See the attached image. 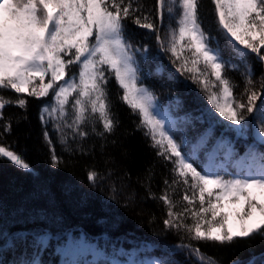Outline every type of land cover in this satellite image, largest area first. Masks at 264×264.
Returning <instances> with one entry per match:
<instances>
[{
  "label": "snow or ice",
  "instance_id": "1",
  "mask_svg": "<svg viewBox=\"0 0 264 264\" xmlns=\"http://www.w3.org/2000/svg\"><path fill=\"white\" fill-rule=\"evenodd\" d=\"M211 3L218 36L203 27L200 0H156L158 23L141 0H0V119L6 105L16 104L26 111L28 103L23 95H17L15 100L5 97V91L26 93L38 100L51 93L52 100L42 106L39 119L44 125L43 140L50 149L52 165L59 167L61 159L48 125L58 134L62 151L69 155L76 151L89 154L84 142L90 136L106 140L118 127L107 89L114 78L122 90L119 101L139 117L138 128L150 138L157 156L172 165V179L164 180L162 194L156 196L148 189V195L166 207L165 228L183 232L193 241L220 246L251 244L254 239H264V152L251 148L237 173L225 169L224 174L211 168L219 149L228 143L226 139L217 141L216 148L207 153V161L197 164V154L207 148L215 125L243 136L258 121V135L264 142V101L257 104L264 96V74L257 82L249 64L254 53L264 72V0ZM166 14L169 23L162 35ZM128 20L155 34L159 50L175 67V72H169L170 80H176L179 73L204 93L206 104L200 119H206L210 127L191 149L185 147L187 141L174 138L175 129L158 114L157 97L141 83L140 63L147 59L148 49L135 47L128 40ZM73 65L77 70L69 75ZM241 65L243 89L236 96L234 89L238 85L227 73L230 69L239 72ZM163 72V67L156 68L158 75ZM4 130L11 132V123L5 124ZM233 156L229 146L225 159ZM0 158L31 172L25 158L9 146L0 144ZM105 178L95 169H90L87 176L93 186ZM177 189L182 195L174 200ZM112 190L117 191L115 185ZM32 236L28 245L31 253L22 256L19 264H43L51 234ZM20 240L27 242L28 234ZM179 247L187 249L197 264H218L198 246L189 243Z\"/></svg>",
  "mask_w": 264,
  "mask_h": 264
},
{
  "label": "trees",
  "instance_id": "2",
  "mask_svg": "<svg viewBox=\"0 0 264 264\" xmlns=\"http://www.w3.org/2000/svg\"><path fill=\"white\" fill-rule=\"evenodd\" d=\"M141 2L146 11L151 10L154 22L158 23L156 0ZM199 15L203 27L218 36L211 0H200ZM125 23L128 40L135 47L148 49L147 59L140 63L141 83L157 97L158 114L168 127L175 129L174 138L178 142L181 139L187 141L185 147L191 149L210 127L206 119H200L206 104L204 93L179 73H176V80H170L169 72H175V67L168 55L159 50L155 34L139 28L131 20ZM168 23L166 14L162 35ZM172 23L174 25V21ZM251 57L249 64L259 82L264 72L254 53ZM137 59H141L139 54ZM158 66L164 69L162 75L156 73ZM76 70L75 65L71 66L69 75ZM243 70L241 65L239 72L230 69L227 73L238 85L234 89L236 96H240L243 89ZM36 85H39L38 80ZM107 89L118 127L115 134L106 140L90 136L84 142L90 149L89 154L76 151L69 155L62 151L58 134L52 131L51 124L48 125L56 154L61 159L59 167L52 165L50 149L43 140L44 125L39 119L42 106L52 100L51 93L39 100L26 93L15 94L12 90L3 93L12 100L23 95L28 101L26 111L16 104L6 105L2 110L0 144L21 154L30 164L31 172L20 170L0 158V264H19L22 256L31 253L28 245L33 241L32 234L46 232L51 234V239L43 253V264H93L94 261L96 264H111L112 261L154 264L155 260L162 264H197L187 249L179 247L189 243L198 246L202 253L213 257L218 264H233V261L264 264V239H254L251 244L240 242L220 246L189 240L185 233L165 228L166 207L162 201L152 199L148 189L150 187L156 196L161 195L165 188L164 180L172 179V165L157 156L150 138L138 128L139 117L119 101L122 90L114 78L109 80ZM261 101H264V96L257 104ZM251 119L249 116L248 120ZM7 123H11V132L4 130ZM97 129L100 130L101 126L97 125ZM222 137L228 143L219 149L211 168L220 174H224L225 169L237 173L247 159L240 165L236 161L248 157L251 148L264 152V144L258 143L252 134L243 139L234 132H226L223 126L215 125L207 148L197 154V164L207 161V153L216 148ZM229 146L233 150V159H225ZM90 169L106 178L93 186L87 179ZM113 185L116 192L112 190ZM181 195V190L177 189L173 199L179 200ZM130 196L133 198L129 199ZM24 234H28L27 242L20 240Z\"/></svg>",
  "mask_w": 264,
  "mask_h": 264
},
{
  "label": "rangeland",
  "instance_id": "3",
  "mask_svg": "<svg viewBox=\"0 0 264 264\" xmlns=\"http://www.w3.org/2000/svg\"><path fill=\"white\" fill-rule=\"evenodd\" d=\"M252 120V119H251ZM245 123H248V121H246ZM258 127H259V122L257 121L256 122V125H255V127H253V126H249V130H248V132L245 134V135H243V136H240V137H242L243 139H247L248 137H249V134H252L253 135V138L258 142V143H260V144H264V142H262L261 141V139L259 138V135H258ZM229 148V147H228ZM232 149V148H231ZM227 151H228V149H227ZM233 151V150H232ZM248 157H245V158H241L240 160H237L236 161V163L238 164V165H240V164H242L244 161H245V159H247Z\"/></svg>",
  "mask_w": 264,
  "mask_h": 264
}]
</instances>
